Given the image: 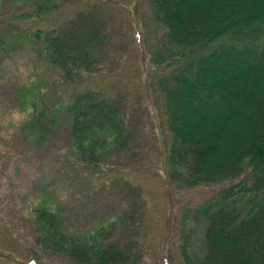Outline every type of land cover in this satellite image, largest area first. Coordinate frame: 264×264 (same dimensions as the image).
Returning a JSON list of instances; mask_svg holds the SVG:
<instances>
[{
    "label": "rangeland",
    "instance_id": "rangeland-1",
    "mask_svg": "<svg viewBox=\"0 0 264 264\" xmlns=\"http://www.w3.org/2000/svg\"><path fill=\"white\" fill-rule=\"evenodd\" d=\"M150 3L56 0L59 11L39 22L25 20L28 4L0 0V264H74L39 243L37 223L45 220L37 217L42 212L54 213L60 230L71 235L95 236L113 224L109 238L130 240L140 258L136 264H184L185 242L191 258L201 256L204 225L195 219L196 212L225 184L187 188L172 172L174 140L160 82L173 68L157 66L156 54H166V31L154 20ZM85 13L102 23L108 44L94 71L68 85L19 34L62 27ZM17 39L18 44L12 42ZM34 89L54 118L41 138L28 127L34 111L26 103L30 94L36 95ZM82 90L118 104L129 131V149L106 155L97 165L85 163L73 151L65 115L71 94Z\"/></svg>",
    "mask_w": 264,
    "mask_h": 264
},
{
    "label": "trees",
    "instance_id": "trees-1",
    "mask_svg": "<svg viewBox=\"0 0 264 264\" xmlns=\"http://www.w3.org/2000/svg\"><path fill=\"white\" fill-rule=\"evenodd\" d=\"M19 1L30 6L25 20L46 22L59 11L56 0ZM242 1L150 0L154 20L166 31V54H156L157 66L173 68L160 82L174 140L172 172L187 188L225 184L197 210L195 219L204 225L201 256L191 258L185 242L184 264H264V0ZM81 15L62 27L19 34L68 85L94 71L108 44L102 23L88 13ZM34 90L36 95L30 94L26 103L34 111L28 127L41 138L54 118ZM117 105L89 90L71 94L65 115L73 151L85 163L97 165L106 155L129 149L128 127ZM53 214L42 212L37 221L45 222H36L42 233L39 243L51 255L74 264L140 260L130 240L109 238L113 224L95 236L71 235L60 230Z\"/></svg>",
    "mask_w": 264,
    "mask_h": 264
}]
</instances>
